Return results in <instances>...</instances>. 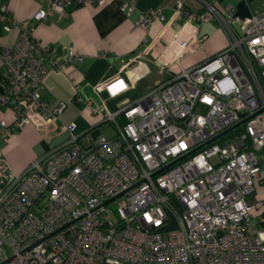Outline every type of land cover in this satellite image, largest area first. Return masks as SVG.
Returning <instances> with one entry per match:
<instances>
[{
	"label": "built area",
	"instance_id": "1",
	"mask_svg": "<svg viewBox=\"0 0 264 264\" xmlns=\"http://www.w3.org/2000/svg\"><path fill=\"white\" fill-rule=\"evenodd\" d=\"M104 1L49 0L19 22L14 44L0 50V106L14 112L11 124L0 120L2 137L32 113L56 117L65 103L48 106L45 77L82 60L72 47L61 60L33 36L34 25ZM198 2L199 9L174 2L191 28L186 51L200 47L195 30L210 20L219 22L227 45L133 102L90 106L115 126L113 136L83 140L74 121L61 124L68 137L22 172L0 150V264H264V228H250L251 211L262 206L255 184L264 183V155L256 153L264 145V13L241 16L228 3ZM121 8L131 15L134 0ZM161 19L150 9L135 25ZM0 22V34L17 23L5 5ZM130 86L119 74L94 89L114 97ZM238 126L243 131L226 137ZM172 217L176 227L158 231Z\"/></svg>",
	"mask_w": 264,
	"mask_h": 264
},
{
	"label": "crops",
	"instance_id": "2",
	"mask_svg": "<svg viewBox=\"0 0 264 264\" xmlns=\"http://www.w3.org/2000/svg\"><path fill=\"white\" fill-rule=\"evenodd\" d=\"M176 0H134L135 11L127 15L121 8L122 0H105L102 4L85 2L74 5L64 12L55 13L47 20L34 25L33 36L53 47L60 59L66 57L72 47L81 54L82 60L74 66H63L61 70H50L42 86V97L48 106L64 102L63 110L53 118L32 113L30 122L16 128L10 135H0V150L9 160L13 170L22 172L29 163L42 156L49 148L63 142L68 132L60 129L61 124L74 121L75 130L86 136L95 137L99 130L101 113H91L90 106L103 103L109 108L96 84H103L121 75L135 88L141 79L153 73V81L147 85L146 94L158 82L179 71L202 62L222 50L227 38L217 20L202 22L194 35L201 37L200 47L186 51L191 28L186 26L183 16L174 8ZM187 8L199 9L198 0H182ZM220 7L228 3L241 16L252 13L250 0H209ZM49 0H0L17 22L10 31L0 34V50L11 47L19 31V22L31 19L39 8H46ZM159 9L163 19L153 20L147 27L135 25L138 15L146 10ZM1 24V22H0ZM187 41V42H186ZM46 61V59H45ZM0 66V91L2 86ZM75 85L79 86L83 99L78 101ZM125 91V90H124ZM122 93V92H121ZM129 102V101H128ZM126 103V102H125ZM110 109V108H109ZM13 107L0 106V120L13 122ZM264 123V114H261ZM264 155V145L256 150ZM254 195L262 206L250 214V228H264V183L256 182Z\"/></svg>",
	"mask_w": 264,
	"mask_h": 264
},
{
	"label": "rangeland",
	"instance_id": "3",
	"mask_svg": "<svg viewBox=\"0 0 264 264\" xmlns=\"http://www.w3.org/2000/svg\"><path fill=\"white\" fill-rule=\"evenodd\" d=\"M250 5L253 13H264V2H262V0H250ZM154 77V74L151 73L147 77L138 81L135 88L125 90L114 97H112L106 90L102 96L104 100L107 101L109 108L115 110L125 102H133L138 95L144 93L145 88L153 81ZM196 108L201 115H205L207 108L204 105H197ZM102 120L103 117L100 115L99 121L101 122ZM99 130L104 136L109 138L114 135L115 126L109 120H106L101 122Z\"/></svg>",
	"mask_w": 264,
	"mask_h": 264
},
{
	"label": "water",
	"instance_id": "4",
	"mask_svg": "<svg viewBox=\"0 0 264 264\" xmlns=\"http://www.w3.org/2000/svg\"><path fill=\"white\" fill-rule=\"evenodd\" d=\"M241 115H243V113H241ZM245 119H246V118L242 119V120H241L240 122H238L236 125L240 124V123H241L242 121H244ZM236 125H235V126H236ZM231 128H233V127H230L229 129H231ZM229 129L225 130V131L222 132V133H225V132L228 131ZM222 133H221V134H222ZM175 227H176V221H175L174 217H172L171 222H170L169 224H167V225H165V226L159 228L158 231L166 230V229H173V228H175Z\"/></svg>",
	"mask_w": 264,
	"mask_h": 264
},
{
	"label": "trees",
	"instance_id": "5",
	"mask_svg": "<svg viewBox=\"0 0 264 264\" xmlns=\"http://www.w3.org/2000/svg\"><path fill=\"white\" fill-rule=\"evenodd\" d=\"M243 131V126H238L237 128H235L234 130L230 131L228 134H226V137H231L236 133H239Z\"/></svg>",
	"mask_w": 264,
	"mask_h": 264
}]
</instances>
